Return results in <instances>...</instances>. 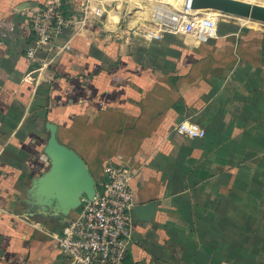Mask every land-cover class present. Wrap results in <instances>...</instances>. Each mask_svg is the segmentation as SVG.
<instances>
[{"label":"crops","instance_id":"obj_1","mask_svg":"<svg viewBox=\"0 0 264 264\" xmlns=\"http://www.w3.org/2000/svg\"><path fill=\"white\" fill-rule=\"evenodd\" d=\"M46 1L0 0V264L64 263L55 234L79 206L43 208L34 188L51 125L94 179L128 166L134 206L155 204L132 211L124 264H264V28L228 17L208 42L147 40L131 29L156 0H93L104 15L83 24L85 0H61L70 48L34 71L30 14ZM183 119L205 135L176 132Z\"/></svg>","mask_w":264,"mask_h":264},{"label":"built area","instance_id":"obj_2","mask_svg":"<svg viewBox=\"0 0 264 264\" xmlns=\"http://www.w3.org/2000/svg\"><path fill=\"white\" fill-rule=\"evenodd\" d=\"M90 11L94 18H101L103 3L93 4V0H85L81 5V24L87 20ZM171 11L173 19L166 21L165 14L163 19L133 27L132 33L150 40L161 38L165 32H174L197 43L208 42L216 36L221 14L194 12L190 0L183 1L179 9ZM73 23L74 18L64 12L61 0H47L31 12L32 37L25 56L37 62L34 71L55 62L70 48L69 40L60 42L59 39L63 30ZM175 129L192 138L203 137L206 133L198 123L187 119L179 121ZM133 174L134 171L123 164H104L93 199L83 200L79 210L55 234L64 263L124 264L132 240Z\"/></svg>","mask_w":264,"mask_h":264},{"label":"water","instance_id":"obj_3","mask_svg":"<svg viewBox=\"0 0 264 264\" xmlns=\"http://www.w3.org/2000/svg\"><path fill=\"white\" fill-rule=\"evenodd\" d=\"M192 9H214L222 13L242 16L264 22V4L248 0H190ZM51 167L46 176L36 180L42 207L52 205L66 212L80 207L85 199L92 200L96 192V179L88 170L84 160L71 148L59 143L55 137V126L51 125L47 142ZM155 208L154 203L133 206L136 218H147ZM67 264V263H64Z\"/></svg>","mask_w":264,"mask_h":264},{"label":"bare ground","instance_id":"obj_4","mask_svg":"<svg viewBox=\"0 0 264 264\" xmlns=\"http://www.w3.org/2000/svg\"><path fill=\"white\" fill-rule=\"evenodd\" d=\"M172 1L173 2H176V5L177 4L179 5V3L181 4L183 1H186V0H172ZM159 3H160V1H158V0H156L154 2V5H153V8H152V11H151L150 15H147V13H145L147 15V17L152 18V19L158 21L161 18L163 19L162 16H165V14H166V17L168 18V19H166V21H169L170 19H173V17H174L173 11L168 10L167 7H164L163 4H160L159 5ZM158 8H159V10H158ZM158 11H159V13H158ZM193 11L194 12H202V13H207L209 11H213L216 14H224V13H222V12H220L218 10H214V9H193ZM238 17H239V19L242 22H244L246 24H249V25L262 26V24H264V22H261V21L255 20V19H251V18H247V17H242V16H238Z\"/></svg>","mask_w":264,"mask_h":264},{"label":"rangeland","instance_id":"obj_5","mask_svg":"<svg viewBox=\"0 0 264 264\" xmlns=\"http://www.w3.org/2000/svg\"><path fill=\"white\" fill-rule=\"evenodd\" d=\"M169 3H170V7H169V9H171V10H177V9H179L180 8V3H179V5L177 4L176 5V2H173L172 0H167ZM248 1H251V2H257V3H261V4H264V0H248ZM160 2H162L161 0H160ZM161 3H159V5H160ZM158 10H159V8H158ZM146 11V12H145ZM144 12L145 13H147V15H150V13H151V11H152V9H150V10H145ZM148 11V12H147ZM149 13V14H148ZM158 13H159V11H158ZM235 18V19H237V17L238 16H235V15H231V14H221L220 15V19H223V18ZM238 19H239V17H238ZM260 27H263L264 28V24H262V26H260Z\"/></svg>","mask_w":264,"mask_h":264},{"label":"trees","instance_id":"obj_6","mask_svg":"<svg viewBox=\"0 0 264 264\" xmlns=\"http://www.w3.org/2000/svg\"><path fill=\"white\" fill-rule=\"evenodd\" d=\"M96 179V181L98 180V178H95Z\"/></svg>","mask_w":264,"mask_h":264}]
</instances>
